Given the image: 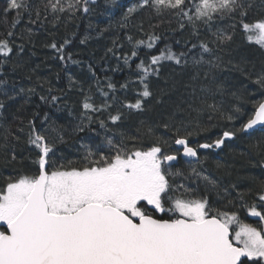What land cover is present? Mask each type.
<instances>
[{
    "label": "snow or ice",
    "instance_id": "obj_1",
    "mask_svg": "<svg viewBox=\"0 0 264 264\" xmlns=\"http://www.w3.org/2000/svg\"><path fill=\"white\" fill-rule=\"evenodd\" d=\"M79 4L80 0H75L68 4V9H76ZM87 4L88 0H84V12L89 11ZM149 6L157 14L173 10L195 26L197 21L210 25L217 17L238 16L243 22L253 4L249 0H139L127 9L122 26H126L128 17L138 9ZM28 7L25 0H9L5 13ZM45 8L53 13L66 10L61 0H48ZM39 19L37 9L36 20L31 22L36 23ZM16 23L18 21L13 22V28ZM242 28L249 34L250 41L255 38L256 43L264 46V18L242 23ZM12 35L10 31L8 36ZM194 35L198 36V33L194 32ZM215 35L218 44L231 40V36L223 32ZM157 39L150 35L148 41L139 40L136 44L152 49ZM51 47L62 53L64 45L57 48L53 43ZM196 49L197 45L192 44L190 49L177 54L168 47L158 55H152L147 62L141 60L136 66L137 81L133 82L142 87L137 93L140 98L124 107L142 109L144 100L153 95L149 78L159 77L162 61H173L176 65L183 61L187 67L191 57L192 103L189 107L199 101L200 107L193 108L194 111H217L216 104L207 101L222 91L215 72L222 68L223 59L213 54L207 42L200 43L198 57L194 52ZM10 52L8 41L0 39V55L7 57ZM206 55L210 58L205 59ZM137 56L134 48L131 57L124 56V64L129 65V61ZM60 58L64 59L62 54ZM256 83L264 87V74L257 77ZM197 84H200L199 95ZM107 87L114 90L115 86L109 82ZM127 87V83L121 85L122 89ZM33 91L29 89V92ZM103 95L107 97L108 94ZM41 99L46 100L45 97ZM57 99V96H51L52 102ZM88 100L86 97L83 103L85 113L103 111L106 107L97 108ZM3 107L0 103V108ZM235 111L239 112V107ZM37 118L38 114H34L29 120V143L38 149L37 159L33 161L36 169L31 175L10 177L0 186V264H246L243 257L252 264L264 262V183L255 189L251 203L244 192L236 191V185H231V190L224 187L221 199L226 203L214 208L207 195L170 179L184 175L179 169L171 171L170 162L176 161L178 155V150L171 148V140L157 137L145 142L139 135L123 132L117 135L104 120L99 121L100 129L105 130L101 142L81 144L83 154L79 161L57 166L54 160L49 163L50 156L55 155L56 141L50 144L47 135L37 131ZM233 118L231 114L228 116L230 121ZM86 119L91 125L93 118L86 116ZM109 119L115 125L121 116L111 115ZM47 121L45 113L44 122ZM258 124L264 125V101L255 104L253 114L239 131L247 133ZM86 127L81 121L73 131L82 133ZM164 127L169 128V124L165 123ZM151 134L149 129L148 135ZM190 135L192 133L186 130L182 134L181 128L177 127L174 144L182 147L183 156L195 158L199 163L198 149L221 148L225 140L236 135V131L226 130L212 143L197 147L190 146L187 138ZM58 141L65 142L62 134H58ZM189 163L192 176L202 180L206 190L210 186L219 195L217 181L202 175L191 166V161ZM187 178L191 179V176ZM252 193L249 189L247 195ZM237 207L258 218L256 226L241 223L237 211L231 210ZM157 213L170 215L165 218Z\"/></svg>",
    "mask_w": 264,
    "mask_h": 264
},
{
    "label": "trees",
    "instance_id": "obj_2",
    "mask_svg": "<svg viewBox=\"0 0 264 264\" xmlns=\"http://www.w3.org/2000/svg\"><path fill=\"white\" fill-rule=\"evenodd\" d=\"M8 2L0 0V39L7 40L11 49L7 57L0 55V103L4 104L0 108V186L10 177L31 175L36 169L33 161L37 159L38 149L29 143V120L38 114L37 131L46 134L50 144L56 141L55 155L50 156L49 163L54 160L59 166L68 161H79L83 154L81 144L101 142L105 130L100 129L99 121L104 120L117 135L120 132L139 135L145 142L157 137L171 140L172 150H178L171 171L179 169L184 175L170 179L207 195L212 207H223L226 203L221 199L223 188L231 190V185H236V191L244 192L248 202H252L255 189L264 183V125L247 133L239 129L253 114L255 104L264 100V87L256 83L257 77L264 74V46L248 39L249 34L244 32L242 23L264 18V0H249L253 7L243 22L238 16L217 17L210 25L197 21L195 26L173 10L157 14L150 6L138 9L128 17L126 26H122L127 9L139 0H88V12L83 11L84 0L72 10L68 9V4L75 0H61L66 10L56 13L45 8L48 0H25L28 8L6 14ZM37 9L40 19L32 23L36 20ZM14 21H18L15 28ZM10 31L12 36H8ZM217 32L231 36V40L216 43ZM150 35L158 37L152 49L146 45L137 46V41H148ZM202 42H207L213 54L223 59L222 68L215 72L222 91L207 101L215 103L217 111H194L193 108L200 107L199 101L189 107L192 103L191 57L187 67L183 61L181 65L162 61L159 77L149 78L153 95L144 100L142 109L124 107L140 98L137 93L142 87L133 82L137 81L136 66L141 60L147 62L152 55H158L168 47L178 54L190 49L192 44L197 45L194 52L198 57ZM53 43L57 48L64 45L63 52L52 48ZM134 48L138 56L129 61L130 66L125 65L124 56L131 57ZM208 58L206 55L205 59ZM109 82L115 86L114 90L107 87ZM125 83L128 87L122 89L121 85ZM199 88L200 84H197L198 95ZM29 89L34 91L29 92ZM103 93H107V97ZM52 95L58 97L55 102L51 101ZM86 97L97 108L106 105L105 109L85 113ZM236 107L239 112L235 111ZM45 113L47 122H44ZM118 114L121 119L113 125L109 117ZM230 114L234 117L231 121L228 120ZM86 116L93 118L91 125ZM81 121L87 126L86 130L74 133ZM165 123L169 128L164 127ZM177 127L181 128L182 134L185 130L192 133L187 137L192 147L212 143L226 130L236 131V135L225 140L221 148L198 149L197 163L179 156L180 149L174 144ZM53 128L63 131L58 133ZM149 129L151 135H148ZM58 134L64 136L65 142L58 141ZM190 161L202 175L217 181L219 195L210 186L206 190L203 181L192 176ZM249 189L253 190L251 196L247 195ZM232 195L235 197V192ZM231 210L237 211L241 223L255 221L244 209ZM168 215L157 214L165 218Z\"/></svg>",
    "mask_w": 264,
    "mask_h": 264
},
{
    "label": "water",
    "instance_id": "obj_3",
    "mask_svg": "<svg viewBox=\"0 0 264 264\" xmlns=\"http://www.w3.org/2000/svg\"><path fill=\"white\" fill-rule=\"evenodd\" d=\"M264 101V100H263ZM259 126H261L260 124H258V125H256L254 128H256V127H259ZM253 128V129H254ZM250 130H252V129H250ZM249 130V131H250ZM176 147H178L179 149H180V153H179V156L182 158V159H186V160H196L195 158H188V157H185V156H183V149H182V147L181 146H177V145H175ZM199 157V156H198ZM176 161H173V162H170V164H173V163H175ZM244 258H246V257H243L242 258V260L244 259Z\"/></svg>",
    "mask_w": 264,
    "mask_h": 264
},
{
    "label": "flooded vegetation",
    "instance_id": "obj_4",
    "mask_svg": "<svg viewBox=\"0 0 264 264\" xmlns=\"http://www.w3.org/2000/svg\"><path fill=\"white\" fill-rule=\"evenodd\" d=\"M157 214H160V213H157ZM249 216V215H248ZM250 218H252L251 216H249ZM252 219H255V221H258V218H252ZM256 224H257V222L255 223V224H253V226H256ZM244 261H246V264L249 262L248 260H247V258H244L243 259Z\"/></svg>",
    "mask_w": 264,
    "mask_h": 264
},
{
    "label": "rangeland",
    "instance_id": "obj_5",
    "mask_svg": "<svg viewBox=\"0 0 264 264\" xmlns=\"http://www.w3.org/2000/svg\"><path fill=\"white\" fill-rule=\"evenodd\" d=\"M251 41H255V38H254L253 40H251ZM247 214H248V213H247ZM252 218H255V217H252ZM255 222H256V221H253V222H250V223H248V224H252V225H253V224H255ZM262 264H264V262H262Z\"/></svg>",
    "mask_w": 264,
    "mask_h": 264
}]
</instances>
